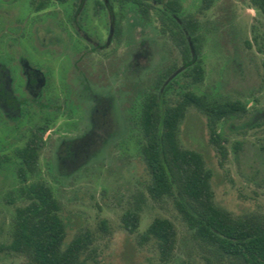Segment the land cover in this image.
<instances>
[{
    "label": "rangeland",
    "instance_id": "obj_1",
    "mask_svg": "<svg viewBox=\"0 0 264 264\" xmlns=\"http://www.w3.org/2000/svg\"><path fill=\"white\" fill-rule=\"evenodd\" d=\"M181 1L184 10L193 14L201 5V0ZM31 6L30 0L11 3L0 0V35L3 37L11 28L17 32L27 29L28 41L42 48L41 58L36 59L40 66L48 67L47 73L52 75L58 63L59 74L71 78L77 48L65 42L66 38L69 40L67 35L60 41V18L46 17L40 23H32ZM197 15L204 77L191 88L214 97L240 99L246 102L248 112L220 121L219 129L227 138L228 155L224 160L209 142L206 116L193 107L181 123V143L205 155L207 165L213 170L212 185L219 205L235 215L264 212V13L253 6L252 0H214ZM4 39L8 43L9 38ZM9 51L17 53L13 49ZM31 54L30 51L28 55ZM171 55L180 61L173 45ZM100 91V87L92 86L79 91L74 109L83 125L88 123L90 127L93 118L97 124L107 121L115 127L122 122L120 110L108 96L98 97ZM121 126L110 130L109 143L97 157L102 159L93 156L69 171L67 167L72 164L67 162L61 174H30L29 179L43 178L50 184L62 203L69 238L80 228L87 227L94 233L98 264H206L173 201L154 200L148 194L150 175L139 150L140 128L125 131ZM66 128L69 133L66 137L77 135L73 123ZM62 131L64 127L47 133L50 143L43 153L44 162L52 153L51 143ZM3 133L11 134V129L1 122L0 138ZM114 143L117 145L112 148ZM106 149L108 156L104 157ZM20 184L19 175L10 168L0 171V245L11 240L15 205L26 203L19 192ZM10 195L12 203L7 200ZM135 204L141 206L140 225L131 233L125 228L122 216ZM156 216L170 218L178 229L176 254L167 263L161 261L152 243L140 242V232ZM102 220H106V229ZM23 260L21 255L0 249V264H19Z\"/></svg>",
    "mask_w": 264,
    "mask_h": 264
},
{
    "label": "flooded vegetation",
    "instance_id": "obj_2",
    "mask_svg": "<svg viewBox=\"0 0 264 264\" xmlns=\"http://www.w3.org/2000/svg\"><path fill=\"white\" fill-rule=\"evenodd\" d=\"M12 1L17 0H6ZM30 1L32 23H40L46 17L60 18V41L67 35L69 40L66 38L65 42L77 48L72 60L74 76L71 79L60 75L58 63L52 75L47 73L48 67L44 69L36 60L41 58L42 48L28 41L27 29L17 32L11 28L3 37L0 35V123L11 129V134L3 133L0 138L2 172L10 168L16 174H61L67 162L72 164L66 166L69 171L93 156L102 159L97 157L109 143L111 129H120V125L125 131L139 129L147 99L154 93L159 100L175 97V90L165 93V87L187 66L178 41L182 34L189 36L183 20L189 16L196 19L200 42L198 49L189 43V63L202 64L197 15L203 10L202 0L195 14L186 12L181 0ZM4 37L13 41L8 39L7 43L2 40ZM171 45L179 52V62L171 55ZM11 49L17 53L10 52ZM30 51L32 54L28 55ZM91 86L101 88L98 97L104 94L116 102L122 115L120 124H97L93 118L90 127L88 123L82 124L74 106L80 97L78 92ZM71 123L77 126V135L66 137V127ZM63 127L65 131L51 143L52 153L44 162L43 153L50 143L47 133ZM29 153L35 161L33 166L28 165ZM107 156L106 149L104 157ZM20 182L21 186V179ZM7 200L12 203V196Z\"/></svg>",
    "mask_w": 264,
    "mask_h": 264
},
{
    "label": "trees",
    "instance_id": "obj_3",
    "mask_svg": "<svg viewBox=\"0 0 264 264\" xmlns=\"http://www.w3.org/2000/svg\"><path fill=\"white\" fill-rule=\"evenodd\" d=\"M213 1L202 0V7L208 8ZM252 3L264 13V0ZM183 20L189 36L182 34L178 43L187 66L165 87V93L175 90V97L159 100L154 93L146 100L139 118V150L150 175L147 191L154 200L173 201L206 264H264V212L235 215L219 205L212 185L213 170L205 155L181 143V123L193 107L206 116L209 142L224 160L228 155L227 138L219 123L248 112L246 102L240 99L214 97L191 88L202 82L204 71L200 62L189 63V43L197 49L200 43L196 19L189 16ZM31 158L29 153L27 159ZM28 163L33 166L35 161ZM18 175L22 181L19 192L26 203L16 205L11 240L1 244L0 249L23 256L19 264H98L96 236L85 227L68 237L62 203L50 184L43 178L29 181L30 174ZM140 213L139 204L123 213L129 232L139 228ZM102 224L106 229V220ZM139 236L141 243L153 244L161 261L167 263L174 258L178 229L170 218L154 217Z\"/></svg>",
    "mask_w": 264,
    "mask_h": 264
}]
</instances>
